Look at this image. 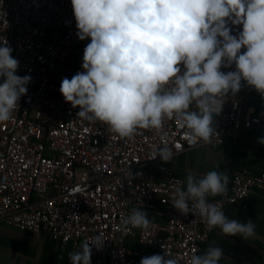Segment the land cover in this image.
Wrapping results in <instances>:
<instances>
[{"label": "built area", "instance_id": "2783aa9c", "mask_svg": "<svg viewBox=\"0 0 264 264\" xmlns=\"http://www.w3.org/2000/svg\"><path fill=\"white\" fill-rule=\"evenodd\" d=\"M229 26L232 35L242 31V24L229 21ZM77 31L71 0H0V43L6 40L13 49L16 74L32 78L11 119L0 122V221L79 248L100 235L106 239L103 246L90 245L95 264H140L144 257L164 253L189 264L193 255H201L214 228L198 213L183 215L173 207L176 190H186L183 179L169 162L153 156L165 145L175 155L204 142H194L176 115L165 117L158 129L137 128L128 137L79 117V108L59 91L63 78L83 71L90 38L79 40ZM219 99L224 106L214 117L211 147L236 143L242 130L264 124V107L245 113L240 100ZM128 170L132 179L125 177ZM254 191L264 193V165L255 174L234 173L226 193L209 202L223 212L229 205L244 211ZM132 208L155 211L165 223L150 219L147 230L131 228L125 234L121 224ZM134 235L157 252L129 247Z\"/></svg>", "mask_w": 264, "mask_h": 264}, {"label": "clouds", "instance_id": "9594fccd", "mask_svg": "<svg viewBox=\"0 0 264 264\" xmlns=\"http://www.w3.org/2000/svg\"><path fill=\"white\" fill-rule=\"evenodd\" d=\"M78 39L90 38L82 69L65 77L60 93L79 108L77 115L105 123L121 137L137 128H160L165 117L179 116L194 142L208 143L215 132L214 117L224 104L222 95L235 96L242 82L264 98V0H71ZM241 25L232 35L229 26ZM245 48L244 52L241 49ZM6 40L0 43V122L11 119L31 76L17 75L19 61ZM183 65V71L180 65ZM234 70L224 72L222 67ZM168 85H171L168 87ZM264 145V137L257 141ZM173 150L165 145L154 154L168 163ZM125 176L132 179V174ZM228 176L208 171L189 174L186 190L177 189L173 207L181 214L196 212L209 229L226 236L255 234L252 219H229L208 200L226 193ZM192 201V204H189ZM148 212L132 208L121 231L147 230ZM106 239L97 235L69 254L70 264H91L92 248ZM171 254L151 255L140 264H178ZM223 249L210 247L193 255L189 264H220Z\"/></svg>", "mask_w": 264, "mask_h": 264}, {"label": "crops", "instance_id": "0c3cea01", "mask_svg": "<svg viewBox=\"0 0 264 264\" xmlns=\"http://www.w3.org/2000/svg\"><path fill=\"white\" fill-rule=\"evenodd\" d=\"M242 85L235 96L227 95L240 100L245 113L251 111L252 107H264L261 94L244 82ZM261 137H264V124L242 130L236 143L228 140L218 148L203 143L180 151L173 155L169 166L176 176L183 179L185 188L189 174L199 178L212 170L223 171L228 176L229 188L234 173L245 170L255 174L261 171L264 145L257 142ZM216 197L209 196L208 200ZM245 203L244 211L239 205H229L224 214L229 219L242 222L252 219L256 225L255 234L243 239L240 236H226L219 227H215L210 238L201 245V254L210 247L218 246L223 249L224 256L220 261L223 264H264V193L252 192ZM145 211L149 219L165 223V218L157 212ZM128 246L139 252H157L155 248L141 244L137 235L128 239ZM78 249L71 243L62 245L46 235L35 236L0 221V264H70L69 254ZM91 264H95L93 254Z\"/></svg>", "mask_w": 264, "mask_h": 264}]
</instances>
